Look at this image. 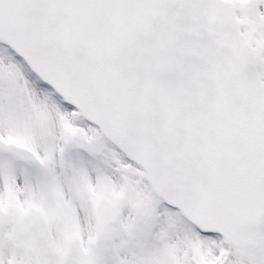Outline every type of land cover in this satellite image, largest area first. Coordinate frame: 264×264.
Instances as JSON below:
<instances>
[{
    "label": "snow or ice",
    "instance_id": "obj_1",
    "mask_svg": "<svg viewBox=\"0 0 264 264\" xmlns=\"http://www.w3.org/2000/svg\"><path fill=\"white\" fill-rule=\"evenodd\" d=\"M0 264H264V0H0Z\"/></svg>",
    "mask_w": 264,
    "mask_h": 264
},
{
    "label": "rangeland",
    "instance_id": "obj_2",
    "mask_svg": "<svg viewBox=\"0 0 264 264\" xmlns=\"http://www.w3.org/2000/svg\"><path fill=\"white\" fill-rule=\"evenodd\" d=\"M103 242L101 241V244H102Z\"/></svg>",
    "mask_w": 264,
    "mask_h": 264
}]
</instances>
